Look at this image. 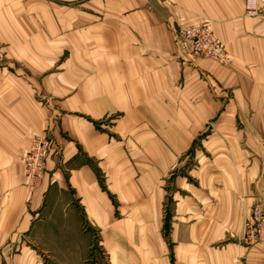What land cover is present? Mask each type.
I'll return each instance as SVG.
<instances>
[{"label":"crops","instance_id":"0c3cea01","mask_svg":"<svg viewBox=\"0 0 264 264\" xmlns=\"http://www.w3.org/2000/svg\"><path fill=\"white\" fill-rule=\"evenodd\" d=\"M18 1L0 0L1 54L9 40L12 49L0 61V264H44L28 243L45 232L67 255L83 223L120 252L122 237L151 231L134 220L162 216L163 181L204 130L211 140L201 149L213 152L197 156L198 191L183 184L186 225L201 236L177 245L180 262L264 264V242L228 238L254 200L252 140L239 132L264 130V16H248L246 0H77L74 22L53 8L44 15L55 11L58 23L35 35L17 21L32 10H5ZM201 19L225 43L230 66L186 61L177 31ZM253 114L257 122H234ZM44 132L61 149L31 187L22 157L30 135Z\"/></svg>","mask_w":264,"mask_h":264},{"label":"rangeland","instance_id":"374dc122","mask_svg":"<svg viewBox=\"0 0 264 264\" xmlns=\"http://www.w3.org/2000/svg\"><path fill=\"white\" fill-rule=\"evenodd\" d=\"M14 4L15 3H7V5H5L7 9L5 10L8 11L12 9L13 11H19V14L25 10H32L33 14L31 17H25L22 20L20 19L17 21H19L20 26H22V24H26L28 21V25L36 27L32 33L39 35L42 33V27L44 28L51 23H58L59 20L55 11L51 12L54 13V15L49 13V15L46 16L44 15V12H49V10L53 8H65V17L67 22L71 23L75 20V15L71 9L78 5V1L32 0L30 4L25 0L22 2L19 0L17 2V7ZM10 21L11 20L8 19V21L1 22L6 24ZM9 30L10 29L7 30L6 28H2L1 30L5 38H10ZM10 43L11 40H9V45H1L5 48L6 53L3 55L0 50V61L12 58ZM258 117L261 116L253 114L246 116L245 120V116H239L234 119V122L238 124H243L245 121L257 122ZM44 133L49 136L47 132ZM239 133L245 134L243 137L244 139L252 140V146L247 147V151L251 150L250 155L253 158L252 169L254 174V200L249 213L246 214L242 220L240 225L241 227L230 228L229 232L234 233V236L231 237L229 235L228 238H238L247 245H256L257 243L264 242V237L263 239L255 242L247 240V231L249 229L247 222L256 203L260 202L264 211V152H262V150L264 151V130L255 129L253 131ZM234 135L237 134H232L231 136ZM209 136V130H204V132L198 134L197 138L194 140L192 149L181 154L177 165L171 169V173H169L165 181H163L166 196L162 206V216L154 219L145 218L142 219L143 222L142 220H134L136 222V226L140 227L143 225L146 226V229L149 227L151 231L147 230L143 236L140 232L138 234L132 232L127 236L122 237V239H120V241L115 245L116 248H121L122 250L114 253L111 251L112 249H110L111 252H109L106 249V246L101 243V237L96 231L86 230L89 226L86 223H83L81 229L84 235L79 234L78 238H72L71 240L66 241V246L72 248H70L67 255L60 253L58 246L59 241L50 238V235H47L45 232L43 237H39L42 239L28 243V245L30 244L36 250L37 254H39L36 260L44 264H182L177 253L178 250L180 251V248H178L177 245H181V243H183L186 247L187 239H195V237L201 236V230L195 232L186 225L190 224L193 219L190 215L186 216V214H184L185 210L187 211L190 206V199L186 196L188 194L187 189L183 190V184L184 181L189 182L195 187L194 190L198 191V179L195 173V170H197V156L201 158L204 157L206 159L211 157L210 155L213 152L212 149L208 150L207 147L201 149V144L203 142L205 143L211 140ZM219 155L224 156L222 153ZM184 199H187L188 202L185 203ZM196 202L193 201L192 204H196ZM49 216L52 217V220L56 221V213L54 209L51 210V214ZM45 227L47 230L55 228L53 224H48ZM218 231L219 230H210V233H217ZM214 242H216L214 243L216 245L223 243L217 239H214ZM84 246H87V251L83 249ZM185 251L186 249H182V252L179 253L183 255ZM182 260L185 261L184 258H182Z\"/></svg>","mask_w":264,"mask_h":264},{"label":"built area","instance_id":"2783aa9c","mask_svg":"<svg viewBox=\"0 0 264 264\" xmlns=\"http://www.w3.org/2000/svg\"><path fill=\"white\" fill-rule=\"evenodd\" d=\"M245 12L248 16H264V5H260L258 0H246ZM177 38L188 57L187 62L210 58L222 65H230L233 61L232 55L224 42L219 40L209 21L201 19L182 24L177 31ZM29 147L22 160L29 185L35 187L45 176L47 157L52 150L59 152L61 147L45 133H32ZM251 212L247 222V240L255 242L264 237V211L261 203H256Z\"/></svg>","mask_w":264,"mask_h":264}]
</instances>
